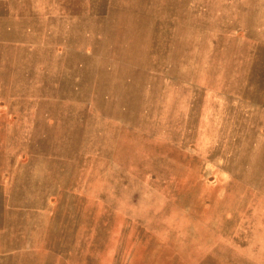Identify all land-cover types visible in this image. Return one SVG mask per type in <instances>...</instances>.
<instances>
[{"label": "rangeland", "instance_id": "1", "mask_svg": "<svg viewBox=\"0 0 264 264\" xmlns=\"http://www.w3.org/2000/svg\"><path fill=\"white\" fill-rule=\"evenodd\" d=\"M196 1L36 0L50 18L36 22L34 92L51 99L37 110L55 116L36 147L62 159L37 161L36 175L61 177L67 196L53 205L66 203L74 239L110 208L165 226L151 231L163 245L148 247L164 264H264V68L216 20L235 7L208 0L205 15ZM67 14L66 24L57 18ZM66 27L79 54L49 35ZM126 248L105 245L100 256L107 264ZM81 255L79 243L52 264Z\"/></svg>", "mask_w": 264, "mask_h": 264}, {"label": "crops", "instance_id": "2", "mask_svg": "<svg viewBox=\"0 0 264 264\" xmlns=\"http://www.w3.org/2000/svg\"><path fill=\"white\" fill-rule=\"evenodd\" d=\"M205 1L203 10L206 15L209 8L208 0ZM218 1L223 5L225 2L229 8L235 7V16L228 13L223 17L225 15L221 13L216 20L229 23L231 37L249 46L251 49L247 53L258 55L259 67L264 68V0ZM193 4L196 5L197 1L193 0ZM46 15H49L48 11L42 10L36 0H0V35L10 36L8 39L0 37V53L3 52L2 47L8 45L16 55L14 62H3L0 58V163L3 166L0 177H11L7 183L0 182V212L11 215L10 218L0 217L3 235L0 264H52L55 257L68 253L69 247L75 246L78 250L79 243L82 246L79 264H106L100 250L110 244L127 248L123 250L124 254L117 256L112 250L107 264H164L165 259L158 248L148 249L151 245H163L151 231L165 226L151 220L152 216L142 221L108 208L102 211L103 221L87 223L82 237L78 238L76 234L74 239L72 234L69 235L70 225L72 233L74 227L68 218L66 203L53 205L55 198L65 199L62 194L67 196L61 177H46L45 173H40V177L36 175L37 161H57L60 166L62 162L60 156L36 147V134L43 133L47 142L44 134L48 133L51 119L55 117L47 110H37V104L46 107L51 99H37L34 92L36 22L40 16ZM49 18L50 15L45 21ZM57 18L66 24L69 16L57 15ZM69 32L66 27L55 35L51 31L49 35L59 37L54 43L63 47V52L79 54V36L75 35L74 44H71L65 40ZM45 49L48 53L55 52V49ZM4 78L13 81H4ZM12 84L28 86V93L14 90L5 93L3 87ZM177 258L170 261L184 264ZM211 262V256H208L207 263Z\"/></svg>", "mask_w": 264, "mask_h": 264}]
</instances>
